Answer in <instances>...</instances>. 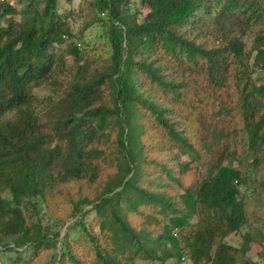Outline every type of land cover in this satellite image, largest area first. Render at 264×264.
<instances>
[{
	"label": "trees",
	"instance_id": "1",
	"mask_svg": "<svg viewBox=\"0 0 264 264\" xmlns=\"http://www.w3.org/2000/svg\"><path fill=\"white\" fill-rule=\"evenodd\" d=\"M39 1L19 12L0 1V17H21L0 26V253L51 247L58 234L31 220L40 201L93 213L79 224L99 264H259L227 237L264 244L232 165L240 154L253 170L264 160V83L251 77L264 72V37L247 50L241 40L264 25V0H138L139 21L129 0H91L102 68L76 65L66 110L46 124L29 86L63 66V53L77 60L81 42L57 53L73 36L68 16ZM175 148L192 158L175 164ZM58 241L54 264H93L67 232Z\"/></svg>",
	"mask_w": 264,
	"mask_h": 264
},
{
	"label": "rangeland",
	"instance_id": "2",
	"mask_svg": "<svg viewBox=\"0 0 264 264\" xmlns=\"http://www.w3.org/2000/svg\"><path fill=\"white\" fill-rule=\"evenodd\" d=\"M32 1H34L36 9L40 10L42 6L41 1ZM90 1L91 0H56V13L66 14L68 16L66 22L73 36L65 38L60 45H54V50L59 53V51L65 50L69 43L74 42L78 45V43L81 42V46L79 45L81 55L75 60L70 53H63L61 55V60L64 63L63 66L59 67L58 70H53L49 77L41 83L35 85L31 83L29 86V92L32 94L33 99L38 103V107H40L39 117L43 124L59 117L61 113L66 110V97L70 90V84L73 81V74L76 65L93 61L97 66L99 65V67L102 68L101 64L104 62L103 55L105 52L101 46L102 40H95V27L91 24L93 12L88 3ZM10 2L16 8L17 12H19V9L22 8L28 0H10ZM128 10L129 12H134L136 10L140 11V14L136 15L138 21L139 17L146 12V8L139 5L138 0H129ZM11 18L16 22L21 20L19 13L11 15L6 14L0 17V26H5L7 20ZM243 32L241 40L247 50L250 48L254 36L261 34L264 37V25H251L244 29ZM251 77L254 84L264 83L263 71L254 72L251 74ZM100 91L98 90V92ZM99 94V101L108 102L104 89ZM167 152L171 154L175 164L185 163L193 156L191 152L184 149L175 148L173 150H168ZM216 153V151H213V155ZM262 157L264 158V153L262 154ZM250 160L251 157L248 154H245V158L240 154L238 158L232 160V165L239 169L243 176V181L238 184V189L242 195L245 215L253 222L260 220V224L258 221L254 224L257 227L260 226L264 228V160L255 170L249 167ZM200 176V173H197L196 180H198ZM192 183L193 182L190 184ZM82 207L83 210L87 208V206ZM196 212V214L188 218L191 223L197 218L201 219L205 215L200 206L197 207ZM92 215L93 213L89 212L79 218L80 213L71 212L70 206L64 205L63 203L58 205L54 204L49 209L44 207L43 203L39 201L37 214L32 217V222L38 220L41 226L45 227L46 225L51 234L55 232L58 236L55 239L49 240L51 247L38 252L36 255L30 252V250L22 252L19 258H16V253L13 251L0 253V264H54L57 247L59 246L58 239H60L65 232H67L69 242L77 245L79 252L86 255V252L90 251L92 256L87 257L89 261L93 264H99L93 253L89 236L82 230L81 225L79 224V222H82V224L87 227L88 221ZM24 216L28 218L26 222L30 223L31 220L29 219L28 211L24 212ZM93 231H97L96 226L93 227ZM156 232L161 233L160 224L156 226ZM227 240L229 244L233 246L244 245L246 250L242 253L243 255L250 257L251 260L258 262L259 264H264V244L260 240L254 241L251 239L250 241H246L241 238V235H231L227 237ZM21 248L22 247H19L18 250H21ZM134 264H157V262H143L136 260ZM164 264H172V261L167 260Z\"/></svg>",
	"mask_w": 264,
	"mask_h": 264
},
{
	"label": "built area",
	"instance_id": "3",
	"mask_svg": "<svg viewBox=\"0 0 264 264\" xmlns=\"http://www.w3.org/2000/svg\"><path fill=\"white\" fill-rule=\"evenodd\" d=\"M0 1H2V0H0Z\"/></svg>",
	"mask_w": 264,
	"mask_h": 264
}]
</instances>
